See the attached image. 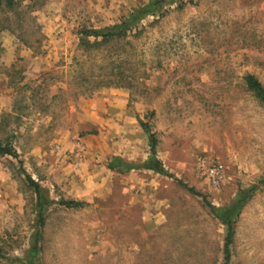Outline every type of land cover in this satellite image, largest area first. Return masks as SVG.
<instances>
[{"label": "rangeland", "instance_id": "rangeland-1", "mask_svg": "<svg viewBox=\"0 0 264 264\" xmlns=\"http://www.w3.org/2000/svg\"><path fill=\"white\" fill-rule=\"evenodd\" d=\"M154 2L0 0V264H264V0Z\"/></svg>", "mask_w": 264, "mask_h": 264}, {"label": "trees", "instance_id": "trees-1", "mask_svg": "<svg viewBox=\"0 0 264 264\" xmlns=\"http://www.w3.org/2000/svg\"><path fill=\"white\" fill-rule=\"evenodd\" d=\"M161 1L162 0H155L154 3L157 4ZM82 33L84 36L83 38L85 39L93 38L94 39L93 42H90L89 40H87L86 42V44L89 47H92L93 45H100V44H103L109 41H118L120 39H123L130 35L131 28L125 27L124 23H122V24H116L113 26L103 27L99 29H95V28L84 29ZM244 78H245V82H246L248 90L252 91L253 94L264 105V86L262 85V83L253 74H247ZM110 82L105 81L104 79L101 81V86L103 84L110 83ZM98 86L100 85L99 84L95 85V87H98ZM91 88H88L86 90L90 91ZM144 126L146 128L145 130L149 132L150 146H151L152 153H154L155 146H156V138L154 134L149 131L146 125ZM0 153L8 154L14 157L17 156L15 150L12 147H10L9 145H3L1 142H0ZM153 168H155L156 170L162 171V169H160L159 161H155V165L153 166ZM27 179L29 183L35 188L36 193H38V185L31 179L30 176H27ZM187 189L193 194H199L191 187H187ZM61 204L66 205L67 207H76V206L81 205L80 202L74 201V200L61 201ZM208 206L210 207V209H212L210 204H208ZM232 236H233V225H232L231 220L228 219L227 225H226L225 238H224V250H223L224 256H223L222 264H229V260L231 257L230 246L232 243Z\"/></svg>", "mask_w": 264, "mask_h": 264}]
</instances>
